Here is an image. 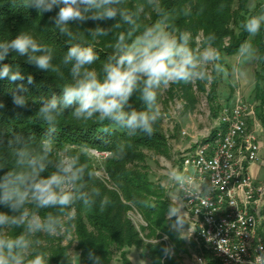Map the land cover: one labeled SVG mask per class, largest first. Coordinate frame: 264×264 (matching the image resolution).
Wrapping results in <instances>:
<instances>
[{
	"label": "clouds",
	"instance_id": "9594fccd",
	"mask_svg": "<svg viewBox=\"0 0 264 264\" xmlns=\"http://www.w3.org/2000/svg\"><path fill=\"white\" fill-rule=\"evenodd\" d=\"M15 3L16 0H13ZM23 8H34L39 13H48L58 8L52 17L59 33L76 39L73 24L92 21H113L108 27L87 28L91 38L109 36L115 31L112 53L102 62L99 70L93 65L99 60L91 44L70 43L58 64L54 63L52 47L38 41L28 32L21 31L10 40L0 41V61L10 54L24 57L25 62L41 71L51 72L64 81L60 94L39 99L38 117L46 128L39 137L24 136L13 132H0V264H49L51 256L40 248L38 234L55 236L65 231L63 215L48 212L43 217L41 209L72 208L80 202L91 208L100 197L99 189H87L86 177L97 174L89 170L87 163L80 162L81 154H60L54 158L58 119L66 112L80 121L96 120L103 125L101 131L111 134L114 129L124 130L127 135L154 134V125L162 118L159 95L173 84H191L196 81L211 82L216 75L229 73L220 63L221 53L214 47L216 36L209 33L201 46L193 48L192 34L179 30L172 22L171 14L164 10L160 0H146V6L157 14V19L141 26L140 16L144 5L135 10L126 6V0H20ZM251 36H257L264 27V10L248 17L242 24ZM237 56L242 64L258 59L251 43L240 45ZM212 66V71L208 66ZM68 69V77L64 69ZM237 79L246 76L243 67H233ZM9 83L24 81L19 65L3 64L0 80ZM29 84L33 77H27ZM27 91L23 83L12 92V102L18 108H27ZM136 96L143 108L132 103ZM4 105L0 103V108ZM86 153L95 154L94 148H85ZM117 156L124 155V146L118 145ZM9 161L11 166L9 167ZM54 168V171H49ZM172 179L185 191L191 178L179 171ZM206 191L210 192V189ZM106 200L101 201V205ZM169 217H176L172 228L182 231L186 221L180 212L170 206ZM14 229H20L12 234ZM161 251L172 254L171 246ZM251 264H264V247ZM67 264H80V254L71 251L62 254ZM91 264H104V260L90 251ZM63 264V261L61 262Z\"/></svg>",
	"mask_w": 264,
	"mask_h": 264
},
{
	"label": "trees",
	"instance_id": "16d2710c",
	"mask_svg": "<svg viewBox=\"0 0 264 264\" xmlns=\"http://www.w3.org/2000/svg\"><path fill=\"white\" fill-rule=\"evenodd\" d=\"M255 0H160L165 11L171 14L172 22L179 30H186L192 34L193 48L198 47L196 39L203 38L209 33H214L216 40L214 47L221 53V61L224 57L237 55L241 44L251 43L256 50L258 59L254 62L257 69L254 72V93L259 101L260 107L264 106V27L260 33L251 37L242 27L243 22L253 15L264 10V3H256ZM144 5L140 16L141 26L153 23L158 17L156 12L146 6V0H126V6L135 10L138 6ZM58 8L48 13H39L34 8H23L20 0H0V41L10 40L21 31L28 32L38 41L47 44L54 50V63L58 64L66 53L70 43L91 44L99 56V60L93 67L99 70L100 65L107 56L112 53V44L115 39V31L109 36L91 38L87 34V28L108 27L113 21H92L84 24H73V32L76 39L69 41L68 37L59 33L53 25L52 17L58 12ZM10 64L13 67L19 65L24 81L9 83L7 79L0 80V132L11 135L13 132L24 136L34 135L39 137L46 125L38 117L37 111L41 106V97H50L52 94L59 95L64 81L56 77L54 73L41 71L34 65L25 62L24 57L10 54L3 64ZM68 77V69H64ZM33 77V83L29 84L27 77ZM211 82L196 81L191 84H173L168 90V98L176 96L185 102L186 111L193 110L197 104L194 94V87L197 91L206 93L207 99L212 103L216 96L217 80ZM23 83L27 91V108H18L12 102V92L17 85ZM207 84L208 89L206 91ZM159 101V99H158ZM132 103L137 109L143 105L136 96ZM215 112L214 109L212 111ZM215 115V114H214ZM262 125L264 117L259 115ZM103 125L95 119L80 121L74 119L70 113H65L58 119L54 158L60 154H81L80 162L87 163L90 171L96 173L94 167V156L86 153L85 148H94L98 154L108 153L103 158L102 170L104 178L94 176L91 179L86 177L87 189H99L100 197L91 208H85L78 202L70 209L64 210L62 214L57 208L41 209L39 214L43 217L48 212L63 215L65 231L62 234L49 236L38 234L40 248L50 256L49 264H67L63 255H68L69 243L63 244L64 238L72 234L76 245L75 249L80 254V264H91L88 253L94 252L104 260V264H111L113 250L119 252L121 264H131L127 258V250L135 248L147 257L151 264H175L170 255L165 256L161 249L171 246L172 253L177 256L180 252L187 253L184 242L179 238L176 231L168 227L166 214L168 213L169 202L164 199V190L158 188L157 184L149 179L143 152L150 151L158 155L168 154V144L162 129V118L154 125V134L147 136L138 133L129 136L124 130L114 129L111 134L101 131ZM215 132H211L214 136ZM124 146V155L117 156V146ZM7 149L0 148V154L6 153ZM11 163L9 161V167ZM50 168L49 171H54ZM2 174V173H0ZM106 203L101 205V201ZM264 208V207H263ZM262 208V209H263ZM135 210L146 224L143 237L136 231L130 221L128 213ZM264 210V209H263ZM0 211H8L0 206ZM264 220V216L261 212ZM20 229H14L12 234H17ZM264 238V221L260 229ZM162 236V237H161ZM163 237L169 240L160 241ZM149 240L148 242L145 240ZM154 240V242H152ZM159 240V241H158Z\"/></svg>",
	"mask_w": 264,
	"mask_h": 264
},
{
	"label": "built area",
	"instance_id": "2783aa9c",
	"mask_svg": "<svg viewBox=\"0 0 264 264\" xmlns=\"http://www.w3.org/2000/svg\"><path fill=\"white\" fill-rule=\"evenodd\" d=\"M253 118V108L246 104L223 107L215 135L195 141L180 158L176 171L191 178L186 188L192 195L187 197L177 183L176 189L187 224L186 241L197 254L195 264H251L264 247V185L250 172L260 159V144L249 132Z\"/></svg>",
	"mask_w": 264,
	"mask_h": 264
},
{
	"label": "rangeland",
	"instance_id": "374dc122",
	"mask_svg": "<svg viewBox=\"0 0 264 264\" xmlns=\"http://www.w3.org/2000/svg\"><path fill=\"white\" fill-rule=\"evenodd\" d=\"M264 3V0H255L251 8L256 3ZM201 37L196 39L197 45L200 46ZM222 65L229 73L227 76L220 74L216 75L217 88L216 96L212 103L207 99L206 93L199 92L194 87V94L197 100L193 110L186 111L185 102L179 96L173 99L168 98V90L159 95V103L162 109V129L167 139L168 154L166 156L158 155L150 151L143 152L145 156V164L148 171L149 179L157 184L158 188L164 190V199L169 202V207L172 206L175 210L180 212V218L185 220L183 209L180 205L179 195L176 189V182L172 179V173L177 170L182 155L190 151L195 141L201 140L205 135L215 131L217 126V118L223 107H231L236 103H243L253 108L254 118L250 123L249 132L256 135V138L260 144V165L256 175H253L254 181L257 184L264 185V125L261 124L259 115L264 117V106L260 107L259 101L255 98L254 91V72L257 69V64L252 60L251 62L242 64L238 56L224 57ZM243 67L246 72L245 77L239 79L233 74V67ZM208 70L212 71V66H208ZM206 86V91L208 89ZM214 109V113L212 112ZM215 114V115H214ZM92 154V153H91ZM94 156V154H92ZM94 167L96 170V176L104 178L105 174L102 170L103 158H97L94 156ZM264 201V196H263ZM264 206V204H263ZM264 209V208H263ZM262 214L264 216V210ZM130 221L134 225L136 231L143 237H146V233L142 228H145L141 216L132 210L128 213ZM168 220V227L171 230L172 224L176 217H169L166 214ZM186 229L187 224L185 222L182 231H176L179 238L183 240L187 253L180 252L177 256L172 253L171 259H174L175 264H195L194 256L197 255L195 250L186 241ZM162 237V236H161ZM165 241L169 245V240L166 237L160 239ZM149 241V240H145ZM159 241V240H158ZM154 242V240L152 241ZM69 243V250L78 253L75 249V239L72 234L65 236L63 244ZM127 258L131 264H151L150 260L143 256L141 252L135 248H130L127 251ZM204 257L209 259V254H204ZM111 264H121L119 261V252L113 250V256Z\"/></svg>",
	"mask_w": 264,
	"mask_h": 264
},
{
	"label": "crops",
	"instance_id": "0c3cea01",
	"mask_svg": "<svg viewBox=\"0 0 264 264\" xmlns=\"http://www.w3.org/2000/svg\"><path fill=\"white\" fill-rule=\"evenodd\" d=\"M261 164H262V162L260 160L258 162H256V163L252 164L250 166L251 174L256 175V172L258 171V169H259Z\"/></svg>",
	"mask_w": 264,
	"mask_h": 264
}]
</instances>
